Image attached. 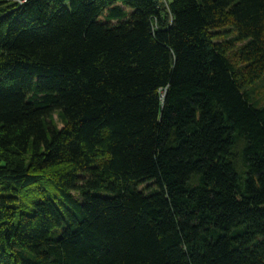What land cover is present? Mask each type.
<instances>
[{
  "label": "trees",
  "instance_id": "16d2710c",
  "mask_svg": "<svg viewBox=\"0 0 264 264\" xmlns=\"http://www.w3.org/2000/svg\"><path fill=\"white\" fill-rule=\"evenodd\" d=\"M0 264H264V0H0Z\"/></svg>",
  "mask_w": 264,
  "mask_h": 264
},
{
  "label": "rangeland",
  "instance_id": "374dc122",
  "mask_svg": "<svg viewBox=\"0 0 264 264\" xmlns=\"http://www.w3.org/2000/svg\"><path fill=\"white\" fill-rule=\"evenodd\" d=\"M67 4H70V0H66ZM55 120L57 121V123L59 124V126H62L63 124L61 123V121L59 120V116L57 114H55Z\"/></svg>",
  "mask_w": 264,
  "mask_h": 264
},
{
  "label": "built area",
  "instance_id": "2783aa9c",
  "mask_svg": "<svg viewBox=\"0 0 264 264\" xmlns=\"http://www.w3.org/2000/svg\"><path fill=\"white\" fill-rule=\"evenodd\" d=\"M21 4L27 2V0H19Z\"/></svg>",
  "mask_w": 264,
  "mask_h": 264
}]
</instances>
